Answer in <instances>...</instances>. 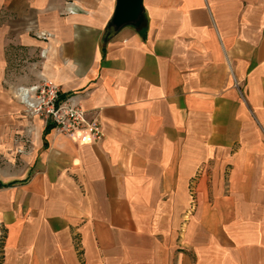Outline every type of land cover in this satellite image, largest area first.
I'll list each match as a JSON object with an SVG mask.
<instances>
[{
    "label": "crops",
    "instance_id": "obj_1",
    "mask_svg": "<svg viewBox=\"0 0 264 264\" xmlns=\"http://www.w3.org/2000/svg\"><path fill=\"white\" fill-rule=\"evenodd\" d=\"M0 0V264H264V0ZM48 80L103 137L25 111Z\"/></svg>",
    "mask_w": 264,
    "mask_h": 264
},
{
    "label": "built area",
    "instance_id": "obj_2",
    "mask_svg": "<svg viewBox=\"0 0 264 264\" xmlns=\"http://www.w3.org/2000/svg\"><path fill=\"white\" fill-rule=\"evenodd\" d=\"M16 97L26 112L39 115L61 134L79 143L97 142L103 137L96 113H88L71 99L60 98L59 87L51 81L19 87Z\"/></svg>",
    "mask_w": 264,
    "mask_h": 264
},
{
    "label": "water",
    "instance_id": "obj_3",
    "mask_svg": "<svg viewBox=\"0 0 264 264\" xmlns=\"http://www.w3.org/2000/svg\"><path fill=\"white\" fill-rule=\"evenodd\" d=\"M143 14L142 0H115L106 35L110 37L124 27L140 28L144 22Z\"/></svg>",
    "mask_w": 264,
    "mask_h": 264
},
{
    "label": "rangeland",
    "instance_id": "obj_4",
    "mask_svg": "<svg viewBox=\"0 0 264 264\" xmlns=\"http://www.w3.org/2000/svg\"><path fill=\"white\" fill-rule=\"evenodd\" d=\"M16 94V93H15Z\"/></svg>",
    "mask_w": 264,
    "mask_h": 264
}]
</instances>
